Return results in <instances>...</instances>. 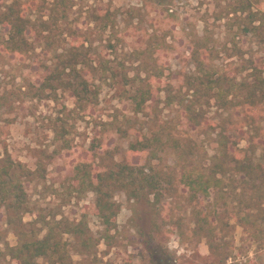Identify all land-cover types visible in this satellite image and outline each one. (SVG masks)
I'll return each instance as SVG.
<instances>
[{"label": "rangeland", "instance_id": "rangeland-1", "mask_svg": "<svg viewBox=\"0 0 264 264\" xmlns=\"http://www.w3.org/2000/svg\"><path fill=\"white\" fill-rule=\"evenodd\" d=\"M14 1L0 0V14ZM21 1H36L48 19L44 0ZM242 1L246 12L233 14ZM65 2L70 8L54 14L49 43L38 42L32 55L6 53L7 28L0 24V159L31 171L23 204L0 207V264H15L11 248L43 238L49 227L63 231L79 223L91 240L83 246L64 236L73 264H264V120L238 135L254 174L230 172L223 188L193 200L183 174L210 172L221 127L241 115L210 93L197 104L204 120L196 127L180 105L190 79L199 77L197 52L215 78L238 86L264 79V0ZM71 50L93 64L95 102L76 104L63 91L36 97L32 87L46 75L40 66L55 65ZM136 84L154 87L139 114L132 102ZM140 134L154 140L149 155L129 152ZM120 163L153 165L161 188L140 200L123 189L111 192L117 216L104 238L92 210L96 196L80 180ZM206 218L199 236L197 225Z\"/></svg>", "mask_w": 264, "mask_h": 264}, {"label": "trees", "instance_id": "trees-1", "mask_svg": "<svg viewBox=\"0 0 264 264\" xmlns=\"http://www.w3.org/2000/svg\"><path fill=\"white\" fill-rule=\"evenodd\" d=\"M35 2L30 1L29 4H24L21 0H15L0 14V24L7 28V37L2 43L6 53L20 57L32 55L37 49L38 42H41L40 44L49 43L47 39H49L51 20L54 14H58L62 10L66 12L70 8L65 0H44V4H49L51 8L50 15L46 19L43 8L32 5ZM246 6V3L242 1L240 7L233 9L232 13L237 15L246 12ZM30 11H39L38 19L29 16ZM55 18L56 24L61 22L57 17ZM74 35H72L73 38ZM81 47H84L83 43L75 46L76 49ZM71 51L72 54L59 55L55 65L44 63L40 66L46 75L37 86L32 87L33 91L31 92H34L36 97H57L59 91H63V93L68 92L71 97H74L76 104L86 105L95 102L98 92L90 81L95 72L93 64L84 63L80 59L84 58L83 54L79 55V52ZM197 56H199L197 59L199 77L192 81L190 79V83L186 87L187 91L182 95L186 98L180 103L185 108L189 121L196 127L203 124V117L200 118L196 113L197 104L210 93L214 94L215 100L222 108L236 110L241 115V119L236 122L230 121L229 125L221 127L217 135L218 154L215 157L217 161L210 172L196 173L191 170L183 174L181 182L189 190L193 200L200 196L208 197L212 190L223 188L225 177L230 175V172L254 174L253 159L247 157L244 149L240 147L241 139L238 135L244 130V127L250 128L258 120H264L263 78L257 77L238 86L235 82V84L227 82L220 76L215 78L205 68V61L200 58V52H197ZM135 86L132 102L134 111L139 114L152 101L154 87L152 84H147V87H142L141 84ZM169 97L175 96L169 92ZM207 100L209 101V99ZM172 101L174 100L172 99ZM262 131L264 134V129ZM154 144L152 138L140 134L135 142L130 143L129 152L149 155L155 149ZM29 174L31 171L21 163L0 159V207H11L15 203L18 206L23 204L26 197L25 184ZM159 175L160 173L153 165L129 163H120L117 165V169H110L106 172L96 174L90 172L88 176L82 175L83 179L80 180V183H83L96 196L92 210L101 218L105 226L104 238L110 236V230L114 228L117 216V205L113 201V197L111 198V192L123 189L127 191L129 197L140 200L142 197L160 190L162 181L159 179ZM206 223L207 218L199 221L195 231L197 235L204 234V224ZM56 224L60 225V223ZM83 228V223L63 231L57 230L56 226H51L43 238L20 243L11 248L10 255L15 264H42L40 263L42 259H47V264H73L68 244L63 241L64 236L80 239L83 246H87V242L91 239L87 238L89 235L83 232ZM84 238L87 239L84 240ZM152 264L171 263L152 260Z\"/></svg>", "mask_w": 264, "mask_h": 264}]
</instances>
